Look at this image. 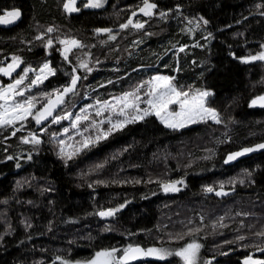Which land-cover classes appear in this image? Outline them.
I'll return each instance as SVG.
<instances>
[{"label": "trees", "instance_id": "obj_1", "mask_svg": "<svg viewBox=\"0 0 264 264\" xmlns=\"http://www.w3.org/2000/svg\"><path fill=\"white\" fill-rule=\"evenodd\" d=\"M149 3L156 5L151 17L137 14L144 0H108L99 10L79 4L72 14L59 0H0V10L21 14L17 25L0 28V63L14 55L34 65V57L45 55V40L58 48L72 39L83 47L70 49L67 59L57 48L47 57L55 73L41 98L67 87L76 64L82 85L78 99L67 94L73 108L83 93L103 102L132 82L161 75L178 90L211 93L206 105L221 120L174 130L147 116L87 147L76 139L93 133L68 132L56 117L36 128L30 118L15 133L14 125L0 127V264L82 263L106 250L120 256L129 246L171 253L133 264H184L175 253L193 242L201 245L196 264L264 262V151L224 165L229 153L264 141V107L252 106L264 96V62L251 60L264 53V0ZM132 15L142 29L122 27ZM34 132L39 143L25 142ZM173 183L179 191L164 190ZM210 186L228 195L215 197Z\"/></svg>", "mask_w": 264, "mask_h": 264}, {"label": "rangeland", "instance_id": "obj_2", "mask_svg": "<svg viewBox=\"0 0 264 264\" xmlns=\"http://www.w3.org/2000/svg\"><path fill=\"white\" fill-rule=\"evenodd\" d=\"M60 1H61V7L66 14H72L74 12V11L69 12L64 7L65 3H69V0H59V2ZM88 2H89V0H75L74 3H70V7L76 9L77 5L81 4L82 6H84L87 9L99 10V9H103L106 7L108 0H102V6L98 7V8L86 6L88 4ZM9 9L11 10L12 7ZM153 12H154V9H152V13ZM137 14H139V16H140V14H142L145 17H151V15L150 16L144 15V13L141 11H139ZM130 19L133 22L130 25V28H132L133 30H136V31L142 29V28H136L133 26V25L138 23V21L134 20V15H132L130 17ZM141 24H143V23H141ZM40 29L41 28L36 29V30H40ZM37 34L38 33H36V35ZM71 40L72 39H69L67 41H71ZM49 41L50 40L44 41V45H43L42 49H43V54H45V55L43 56V58H40L41 59L40 61L37 59V57L33 58V60L37 62L34 65H25L24 66V64L21 62L20 59H19V63L17 64L13 60V58L16 57L14 55H11L10 57H6V59H4L0 63V69H6L7 67H9V65H13V67L11 69H9V68L7 69L8 70L7 75L3 71H0V93H4L6 89L10 88V86H15L14 88H11V90H9L6 93L4 99H0V106H3V107H0V112H4L5 108L11 109L15 105L24 104L27 101H31V105H32V114L31 115L27 116L23 120L13 121V123L11 125L4 124L0 127H5V126L12 127V125L15 126L19 123L23 124V123L27 122L28 119L31 118V119H33L32 122L34 121V125L36 128V126L39 127L42 125H46L48 123H52L54 118L56 117V118L60 119L59 122L67 124V126L69 127L67 129L68 132H72L73 130H75L76 132H79V133L83 132L82 134L93 133V136H91L90 138H88L87 136L84 139H83V137H80L78 139L75 138L76 142L81 143V145L84 144V142L86 140H89L92 142L94 140H97V137H101V136L104 137L106 133L113 131L115 129H118L120 127H123L124 125H126L130 122L141 120L139 118L134 119V117H139V116H143V117L154 116L156 118V120L159 121L165 128L173 129V128L166 127L165 124L161 122L160 118H158L154 114H149L146 116L143 115V111L145 109H148L149 112H151V109L149 108L147 101L149 99H151L150 92H151L153 84H154V78L157 76L163 77L161 75H154V76H151L149 78L146 77L142 80L140 79V80H137L135 82H132L130 85L126 86V88L123 91H121L119 94L113 95V96H111V98H109L108 100L103 101V102H99V101L93 100V99L90 100L89 96L87 94L83 93L82 99L78 103V107L73 108V106H72L73 103L69 102L68 99L72 98V100H75V99L79 98V94L81 91V85H82L81 79L79 78L77 80L78 85L75 84V86H74L75 90L73 89L74 93L71 91L65 92V89L69 88V83L72 80V78L78 77V74L76 73L77 68H76V64H75L73 66V69H72L73 74L68 79L67 87H65L63 90L57 89L56 92L53 93L51 96H48L46 98H41L40 97L41 91H39V90L44 89L43 83H45V81L55 73V70L51 67V64H50L49 60L47 59V57L51 56V55L53 56L55 53H57V50H56V48H53V47L48 45ZM81 48L83 49V47H81ZM58 49H59V47H58ZM171 51H172L173 55H175V53L178 52V50H176L177 52L174 50H171ZM63 52L64 51L60 52L61 57H64ZM16 58H18V57H16ZM261 61L264 62V60H261ZM36 64H38V65H36ZM45 64H48V66H49L48 69L44 68ZM42 69H43V72L41 71ZM49 69H51V71H49ZM38 77H39V79H38ZM17 80H21V83L19 85H16ZM72 87H73V85H72ZM31 91L32 92L36 91L33 94L34 96L29 97V98H24L23 100L18 101V99L22 98V95L24 94V92H31ZM62 92L66 93V95L68 93L69 94L72 93V95L68 98V95L64 96V94ZM185 92H188L190 96L198 93V92H190V91H185ZM200 92H204V91H200ZM18 93H22V95L18 94ZM132 94H134V96ZM60 95H63V97L57 103L55 114L51 118L42 119L41 122L38 124L36 122L37 115L46 108V105L48 103H51L53 100L58 98ZM125 96L129 97V102H132L134 100V97H139V100H136L135 103L138 105V108L140 111H136L134 108H131V107L125 108L123 103H119V101H121ZM122 110H123V114H122ZM170 110L176 111V112L180 111L178 105H172ZM126 120L129 122L120 123V122H123ZM208 120H211V119H208ZM118 123H119L118 127H113V125L118 124ZM79 124H81V126ZM193 124H195V123H189L185 127H182L179 129H174V130L184 129V128L189 127ZM79 128L81 129V131H78ZM16 130H18L17 126H15V130L13 132L15 133ZM66 131L62 130L60 132V135H64V133ZM39 133L40 132H34L31 134H27L25 136V141H27L28 143H32V144L37 143L36 141H38L37 136H39ZM79 133H77V134L80 135ZM88 146H89V144H88ZM210 188H211V186H210ZM218 190L219 189L214 191L212 189V191L208 192V193L209 194L211 193L212 195H215V197H218V198L226 197L228 195L227 192H223L222 190L218 191ZM170 192H172V191H170ZM217 192H220L221 195H217L216 194ZM110 216H112V215H108L106 217H110ZM150 248H154V247H150ZM177 257L184 263L183 259L180 256H177ZM94 259H96V255L91 260H89L88 262L66 263V264H90V262L93 261ZM144 260H157V258H155L153 256H145ZM243 262H242V264H243Z\"/></svg>", "mask_w": 264, "mask_h": 264}, {"label": "snow or ice", "instance_id": "obj_3", "mask_svg": "<svg viewBox=\"0 0 264 264\" xmlns=\"http://www.w3.org/2000/svg\"><path fill=\"white\" fill-rule=\"evenodd\" d=\"M75 0H69V3H66L64 5L65 9L68 11H75L76 9L70 7V3H74ZM86 6L98 8L102 6V0H89L88 4ZM156 5L149 3V0H144V7L140 9L141 12L144 13L146 16L152 15V9H155ZM19 11H9L4 16H0V23H11L15 19L19 18ZM163 15V14H162ZM132 20L130 19L128 21V24L122 25V27H128L129 24H132ZM207 23V21H205ZM136 28H143V24L137 23L133 25ZM53 29L49 28L48 32H52ZM104 31H110V30H104ZM40 37H38L39 39ZM113 39L115 37H112ZM60 43L65 45V59H67V52L70 50L69 45L71 47H81L80 43L75 40L71 41H60ZM49 46H51V41L48 42ZM180 51H183V48L180 49ZM15 63H19V58L14 57L13 58ZM251 60H264V53H261L258 56L251 57ZM247 62V61H246ZM82 67H87L86 64H82ZM13 65H9V69H11ZM45 69H48V64L44 65ZM0 71H3L6 75L8 74L7 69H0ZM43 72V69L41 70ZM51 71V69H49ZM39 79V77H38ZM79 77H74L72 79V85L75 86L77 80ZM21 83V80L16 81V85H19ZM15 86H10L9 89H6L4 93H0V99H4L6 93L11 90V88H14ZM73 88H67L65 89V92L72 91ZM21 94L22 93H18ZM134 96V94H132ZM151 99L147 101L149 108L151 109V112H149L148 109H145L143 111V115H149L154 114L158 118H160L161 122L165 124L166 127L173 128V129H179L182 127L187 126L189 123H196V122H206L208 119H211L215 123H221L219 114L212 108L207 107L206 105V98L211 95V93L204 91V92H198L195 95H189L188 92L178 90L175 86L172 84V78L169 77H160L157 76L154 78V84L152 87V90L150 92ZM136 100H139V97H134V100L132 102H129V97L125 96L119 103H123L125 108L131 107L134 108L136 111H140L138 108V105L135 103ZM261 101H264V97H260ZM255 103V101H253ZM172 105H178L180 111H172L171 106ZM261 106H264L262 104ZM3 107V106H0ZM52 107H46L42 112H40L36 117V122L39 124L42 119L47 118V116L51 115ZM32 114V105L31 101H27L24 104H17L11 109L5 108L4 112H0V126L4 124L11 125L13 121H19L25 119L27 116ZM123 114V110H122ZM139 118L142 119L143 116L134 117V119ZM56 118H54L55 120ZM129 121H123L120 123H127ZM118 124L113 125V127H118ZM107 135V134H105ZM99 139V137H97ZM27 142V141H25ZM39 143V141H36ZM91 141L86 140L83 144L84 147H87L88 144ZM257 148H264V144L258 145ZM256 149L253 148H246L242 152L235 153L232 156H229V160L235 159L238 156H241L247 152L254 151ZM78 151V150H77ZM71 154L68 155V159H71ZM11 159V157H9ZM165 191H179L178 188L175 187V183L171 185H164ZM209 192L212 191L211 188L207 189ZM217 195H221L220 192L216 193ZM116 211H119V209H110L107 212H101L99 215L108 216V215H114ZM240 239H243L241 237ZM201 245L197 243H189L186 247L180 249L175 253V255L180 256L184 264H196L198 252ZM264 250V249H262ZM118 249H112V250H106L102 252L96 253V259L90 262V264H129L130 261L136 260L143 256H153L158 259H164L165 256L170 255L171 253L167 252L164 249H158V248H148L143 249L139 246L133 247L129 246L123 250V254L121 256H117ZM249 261H251V257L248 258ZM246 264H248V261H246ZM252 264H264V262H255L252 261Z\"/></svg>", "mask_w": 264, "mask_h": 264}, {"label": "water", "instance_id": "obj_4", "mask_svg": "<svg viewBox=\"0 0 264 264\" xmlns=\"http://www.w3.org/2000/svg\"><path fill=\"white\" fill-rule=\"evenodd\" d=\"M0 24H7V23H0ZM69 48H70V49H73L74 47H71V46L69 45ZM62 97H63V95H60L58 98H56V99L53 100L51 103H48V104L46 105V107H49V106L52 107L51 115L47 116V118H51V117L55 114V112H56V107H57V103L62 99ZM261 97H264V96H261ZM254 101H255V103L252 102V106H254V107H264V106H261L262 104H264V101H261V100H260V97L257 98V99H255ZM261 144H264V141H262V142H260V143H257V144H255V145H253V146L245 147V148H242V149H239V150H237V151H234V152L229 153L228 155H226V157H225V159H224V165H225V166H231V165L237 163L238 161H240V160H242V159H245V158H248V157H251V156H253V155H256V154H259V153L263 152V151H264V148H257V146H258V145H261ZM246 148H253V149H256V150L251 151V152H247V153H245V154H243V155H241V156L236 157L235 159H231V160H229V156H232V155H234L235 153H238V152H242V151H243L244 149H246ZM135 247H136V246H135ZM139 247H141V246H139ZM141 248H142V247H141ZM143 249H144V248H143ZM122 254H123V253H122ZM122 254H121V255H122ZM121 255H120V256H121ZM144 259H145V256L140 257V258H138V259H136V260L130 261L129 264H133V263H136V262L142 261V260H144ZM246 261H248V264H252V261L260 262L259 260H256V259H251V261H249V259H247V260H245V261L243 262V264H246Z\"/></svg>", "mask_w": 264, "mask_h": 264}, {"label": "bare ground", "instance_id": "obj_5", "mask_svg": "<svg viewBox=\"0 0 264 264\" xmlns=\"http://www.w3.org/2000/svg\"><path fill=\"white\" fill-rule=\"evenodd\" d=\"M65 4H66V3H65ZM83 4H84V3H83ZM69 12H70V11H69ZM71 12H72V11H71ZM76 12H77V11H76ZM96 13H97V11H96ZM112 16H113V15H112ZM84 19H85V18H84ZM42 30H43V29H42ZM62 30H63V29H62ZM40 31H41V30H40ZM94 33H95V32H94ZM52 34H53V33H52ZM70 35H71V34H70ZM70 35H69V36H70ZM34 36H35V34H34ZM55 36H56V35H55ZM35 38H36V37H35ZM50 38H51V37H50ZM42 39H43V38H42ZM42 39L40 38V40H42ZM60 39H61V38H60ZM54 40H55V39H54ZM37 41H38V40H37ZM66 41H67V40H66ZM33 42H35V41H33ZM33 42H32V43H33ZM35 43H36V42H35ZM57 49H58V48H57ZM74 49H75V48H74ZM248 50H249V49H248ZM250 50H251V49H250ZM79 51H80V50H79ZM79 51H78V52H79ZM81 51H82V50H81ZM120 51H121V50H120ZM120 53H122V52H120ZM250 53H251V52H250ZM71 54H73V53H71ZM71 54H70V55H71ZM75 54H76V53H75ZM82 54H83V53H82ZM78 55H79V54H78ZM80 56H81V55H80ZM80 56H79V57H80ZM76 57H77V55H76ZM76 57H74V58H76ZM40 95H41V94H40ZM35 97H36V96H35ZM44 100H45V99H44ZM36 102H37V101H36ZM240 161H241V160H240ZM225 177H226V175H225ZM227 177L229 178V176H227ZM227 177H226V178H227ZM230 177H231V176H230ZM228 178H227V180H228ZM230 179H231V178H230ZM219 180H220V179H219ZM219 180H217V181H219ZM222 180H224V179L222 178ZM222 180H221V181H222ZM236 180H237V179H236ZM214 181H216V180L214 179ZM214 181H213V182H214ZM228 181H229V180H228ZM228 181H227V182H228ZM234 181H235V180H234ZM225 182H226V180H225ZM239 182H240V180H239ZM215 183H216V182H215ZM218 183H219V182H218ZM222 183H223V181H222ZM228 183H229V182H228ZM234 183H235V182H234ZM234 183H233V184H234ZM237 183H238V180H237ZM220 184H221V183H220ZM224 184H226V183H224ZM224 184H223V185H224ZM233 184L230 182V186H233ZM211 185H212V183H211ZM235 185H236V183H235ZM212 186H214V185H212ZM218 186H220V185H218ZM214 187H215V186H214ZM212 188H213V187H211V189H212ZM207 197H208V196H207ZM243 202H244V201H243ZM240 204H242V202H241ZM254 207H255V206H253L252 208L254 209ZM256 207H257V206H256ZM253 209H252V211H253ZM254 211H255V209H254ZM234 212H235V211H234ZM240 213H241V212H240ZM250 213H252V212H250ZM260 213H261V211H260ZM237 214H238V213H237ZM233 215H234V213H233ZM233 215H232V216H233ZM244 215H245V214H244ZM244 215H243V216H244ZM229 217H230V216H229ZM236 217H237V216H236ZM251 217H253V216L251 215ZM240 218H242V217H240ZM249 218H250V217H249ZM253 218H254V217H253ZM255 218H256V216H255ZM242 220H243V218H242ZM246 220H250V219H248V218H247V219H244V222H245ZM251 220H253V219H251ZM255 220H257V219H255ZM261 221H262V220H261ZM239 222H240V221H239ZM244 222H243V223H244ZM236 223H237V222H236ZM240 223H241V222H240ZM256 223H257V222H256ZM260 223H261V222H260ZM260 223H259V224H260ZM234 224H235V223H234ZM241 224H242V223H241ZM251 225H252V224H251ZM255 225H256V224H255ZM262 225H264V224H262ZM235 226H236V225H235ZM244 226H245V224H244ZM249 226H250V225H249ZM249 226H248V227H249ZM230 227H232V226H230ZM239 227H240V226H239ZM228 228H229V227H228ZM233 228H234V227H233ZM249 228H251V227H249ZM245 229H246V228H245ZM263 229H264V228H263ZM263 229H262V230H263ZM231 230H232V229L228 230V231H229L228 233H230ZM242 230H243V229H242ZM252 230H254V229L252 228ZM259 230H261V228H260ZM233 231L235 232V230H233ZM240 231H241V229H240ZM244 231H246V230H244ZM248 232H249V231H248ZM250 232H251V231H250ZM228 233H227V234H228ZM241 233H242V232H241ZM241 233H240V234H241ZM257 233H259V232L257 231ZM235 234H236V233H235ZM242 234H243V233H242ZM243 235H244V234H243ZM243 235H241V236L243 237ZM247 235H248V234H247ZM247 235H244V236H246V238H250V237H247ZM249 235H250V233H249ZM252 235H253V232L251 233L250 236H252ZM256 235H258V234H256ZM230 236H231V235H230ZM233 236H234V235H233ZM238 236H239V235H238ZM239 237H240V236H239ZM261 237H262V236H261ZM234 238H235V237H234ZM246 238H245V239H246ZM230 239H231V238H230ZM236 239H237V238H236ZM231 240H232V239H231ZM239 240H240V238H239ZM239 240H237V241H239ZM242 240H243V239H242ZM196 241H197V240H196ZM247 241H248V240H247ZM243 242H244V241H243ZM243 242L241 241L240 243H243ZM203 248H204V247H203ZM204 249H205V248H204ZM207 250H208V247H207ZM209 251H211V250H209ZM213 252H214V251H213ZM218 252H220V251H218ZM218 252H217V254H219ZM221 252H222V251H221ZM211 253H212V252H210V254H211ZM199 255H200V253H199ZM203 256L205 257V254H204ZM197 257H198V256H197ZM226 257H227V256H226ZM226 257H225V259H226ZM201 260H202V259H201ZM207 261H208V260H207ZM215 262H216V261H215ZM217 262H218V261H217ZM198 263H199V260H198ZM198 263H197V264H198ZM211 263H212V262H211ZM200 264H202V262H201Z\"/></svg>", "mask_w": 264, "mask_h": 264}, {"label": "flooded vegetation", "instance_id": "obj_6", "mask_svg": "<svg viewBox=\"0 0 264 264\" xmlns=\"http://www.w3.org/2000/svg\"><path fill=\"white\" fill-rule=\"evenodd\" d=\"M9 11H19V13H20V10L19 9H17V8H12L11 10L10 9H2V10H0V16H4L5 14H6V12H9ZM21 19V14L19 15V18L18 19H15L13 22H11V23H7V24H0V28H4V29H8V28H10V27H12V26H14V25H17V23L19 22V20ZM45 37V35H43V36H40V38H44ZM49 45V44H48ZM58 45V43H54L53 41H51V47H53V48H57L56 46ZM59 47V50L60 51H64V49H65V45H63V44H60V46H58ZM61 47V48H60ZM5 68V67H4ZM9 67H7L6 69H8ZM8 79V78H7Z\"/></svg>", "mask_w": 264, "mask_h": 264}]
</instances>
